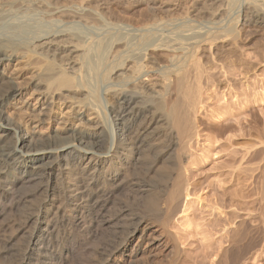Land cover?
I'll use <instances>...</instances> for the list:
<instances>
[{
    "label": "bare ground",
    "instance_id": "6f19581e",
    "mask_svg": "<svg viewBox=\"0 0 264 264\" xmlns=\"http://www.w3.org/2000/svg\"><path fill=\"white\" fill-rule=\"evenodd\" d=\"M58 3L52 0L0 3V218L4 211L11 210L14 215L8 218L5 228L18 226L28 233L27 243L17 250V264H66L70 251L98 234L110 221L105 215L114 209L113 197L130 168L139 161L142 150H160L165 142H161L164 134L156 129L157 124L163 121L175 124L183 135L195 129V106L203 74L197 54L201 44H215L231 32L239 35L241 7L246 22L264 23V0H229L226 14L223 10L212 13L216 16L208 21L207 28L204 24L200 25L202 28L183 24L185 29L182 26L166 31L164 25L163 29L160 22H154L127 27L124 31L120 27V31H106L107 35L95 37L82 31L79 25L90 24L100 16L104 18V13L101 15L87 6ZM246 11L252 13L248 15ZM17 13L26 19L30 16L38 19L17 20ZM96 22L101 28L107 25L102 30L113 25ZM94 23L89 26L99 29ZM157 50L171 52L167 64L152 56L151 52ZM17 55L23 57L24 65H28L32 56L42 59L37 79L47 90L82 91L79 103L100 118L95 128L66 127L63 132L40 135L18 126L5 107L19 95V89L6 78L3 68L5 62ZM194 72L197 82L192 84L189 78ZM103 90L109 99H102ZM173 92H178L181 100L169 103ZM49 105L37 113L38 120L43 121L48 115ZM76 117L87 121L84 113H76ZM182 143L174 141L166 147L179 144L182 147ZM180 158L177 153V164ZM187 190L188 182L180 175L165 202L169 206L163 207L157 195L148 198L145 212L150 215L161 212L166 218L167 214L185 211ZM140 214L123 216L125 236L121 235L123 238L119 237L110 251V264H122V260L132 264L141 255L155 256L160 250L167 222ZM244 225L242 219L232 229V249L225 251L220 264H240L246 254L238 244ZM61 240L66 244L63 249ZM146 240L148 249H144L147 251L143 255L141 246Z\"/></svg>",
    "mask_w": 264,
    "mask_h": 264
},
{
    "label": "rangeland",
    "instance_id": "374dc122",
    "mask_svg": "<svg viewBox=\"0 0 264 264\" xmlns=\"http://www.w3.org/2000/svg\"><path fill=\"white\" fill-rule=\"evenodd\" d=\"M10 1L13 0H0V3ZM52 1L59 2V5L87 6L89 10L97 9L101 15L104 13L107 21L102 16L96 20L102 26L105 21L115 24L108 26V30H102L107 25L101 28V24L98 25L90 15L93 21L85 17L91 21L90 24L79 25L85 33L88 31L87 34L98 37L114 30L124 31L127 27L154 22H160L159 25L162 28L164 25L163 29L168 31L190 26L200 28L203 24L206 27L208 21L216 16L212 13L223 10L226 14L229 0ZM239 9L243 15L237 26L239 35L231 32L224 40L214 41L215 44L203 42L197 51L203 74L195 106V129L183 135L175 124L165 121L158 123L163 124L162 127L157 124L156 129L167 135L161 137L164 139L161 142H165L160 150H142L139 161L130 168L128 177L113 197L114 209L105 215L110 221L102 226L101 232L70 251L66 264H110V251L119 242V237L122 239L125 236L123 224L129 213H141V216L167 222L160 250L153 252L155 256L146 258V240L141 246L144 257L141 255L132 264H220L225 251L232 249V229L242 219L245 225L238 244L246 254L240 264H264V23L246 22L243 7ZM251 13L247 12L248 15ZM21 14L17 13L15 18L26 19ZM35 17L31 19L30 16L26 20L34 22L38 19ZM92 23H97L95 26L102 31L90 27ZM151 54L157 62L165 65L171 52L157 50ZM41 64V58L32 56L28 65H24L21 55L3 64L6 78L19 89V95L7 103L5 111L24 131L40 135L63 132L66 127L93 130L100 118L95 111L79 103L83 98L82 91L47 90L45 84L37 79ZM195 72L189 78L192 84L197 82ZM104 93V90L100 92L102 99H109L110 96ZM180 98L178 92H173L169 103H175ZM48 104V115L43 117V121L38 120L37 115ZM76 113L86 114L87 121L78 120ZM165 138L173 142H166ZM174 141L183 142L182 147L180 144L166 147ZM177 153L181 156L179 164L175 159ZM180 175L188 182V190L184 192L185 211L167 214L166 218V214L161 212L152 215L145 212L148 198L157 195L163 207L169 206L165 202ZM13 215L8 209L0 218V264H17V250L28 241V233L20 231V227L5 228L6 221ZM118 218H122L121 222ZM61 242L60 248L63 249L66 244L63 240ZM121 263L129 264L125 260Z\"/></svg>",
    "mask_w": 264,
    "mask_h": 264
}]
</instances>
